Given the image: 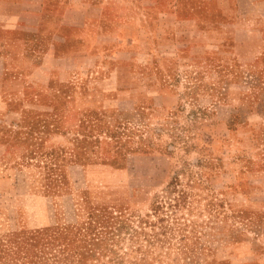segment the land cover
I'll return each mask as SVG.
<instances>
[{
	"label": "rangeland",
	"instance_id": "1",
	"mask_svg": "<svg viewBox=\"0 0 264 264\" xmlns=\"http://www.w3.org/2000/svg\"><path fill=\"white\" fill-rule=\"evenodd\" d=\"M106 1L95 58L0 16V264H264V0Z\"/></svg>",
	"mask_w": 264,
	"mask_h": 264
},
{
	"label": "crops",
	"instance_id": "2",
	"mask_svg": "<svg viewBox=\"0 0 264 264\" xmlns=\"http://www.w3.org/2000/svg\"><path fill=\"white\" fill-rule=\"evenodd\" d=\"M158 1L141 0L140 5H157ZM192 1L173 0L169 5H191ZM211 1L215 5H240L239 1L232 3L230 0ZM107 2L106 0H0V16L6 15L7 20L18 29L35 30L38 34L49 36L52 47L59 41H66V57L82 55L95 58L102 52L98 47L101 38L116 35L108 28L109 25L103 18L104 5ZM247 2L254 4L256 0ZM131 5L138 4L134 2ZM91 7L95 12H91Z\"/></svg>",
	"mask_w": 264,
	"mask_h": 264
}]
</instances>
